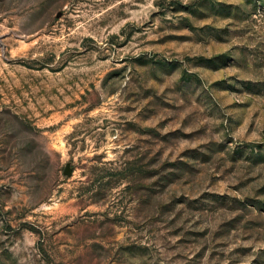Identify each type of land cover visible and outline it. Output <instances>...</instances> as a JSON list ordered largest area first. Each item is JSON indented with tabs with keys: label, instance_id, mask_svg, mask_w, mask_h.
<instances>
[{
	"label": "rangeland",
	"instance_id": "obj_1",
	"mask_svg": "<svg viewBox=\"0 0 264 264\" xmlns=\"http://www.w3.org/2000/svg\"><path fill=\"white\" fill-rule=\"evenodd\" d=\"M0 264H264V0H0Z\"/></svg>",
	"mask_w": 264,
	"mask_h": 264
},
{
	"label": "water",
	"instance_id": "obj_2",
	"mask_svg": "<svg viewBox=\"0 0 264 264\" xmlns=\"http://www.w3.org/2000/svg\"><path fill=\"white\" fill-rule=\"evenodd\" d=\"M65 173H69L68 171H65Z\"/></svg>",
	"mask_w": 264,
	"mask_h": 264
}]
</instances>
